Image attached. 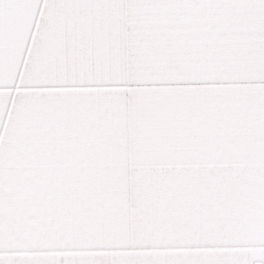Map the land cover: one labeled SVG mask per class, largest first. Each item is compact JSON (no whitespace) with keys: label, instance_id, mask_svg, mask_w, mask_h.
<instances>
[{"label":"snow or ice","instance_id":"1","mask_svg":"<svg viewBox=\"0 0 264 264\" xmlns=\"http://www.w3.org/2000/svg\"><path fill=\"white\" fill-rule=\"evenodd\" d=\"M0 264H264V0H0Z\"/></svg>","mask_w":264,"mask_h":264}]
</instances>
